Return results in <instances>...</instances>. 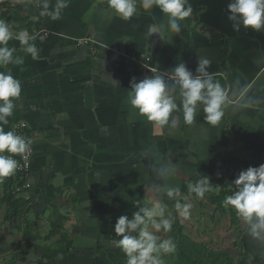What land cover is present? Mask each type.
Returning <instances> with one entry per match:
<instances>
[{
	"label": "crops",
	"instance_id": "obj_1",
	"mask_svg": "<svg viewBox=\"0 0 264 264\" xmlns=\"http://www.w3.org/2000/svg\"><path fill=\"white\" fill-rule=\"evenodd\" d=\"M228 2L189 0L193 10L180 22L181 32L165 28L161 39L154 29L166 24V17L156 7L140 8L138 15L125 21L106 10L107 0H70L61 19L53 21L39 15L33 0H0V19L13 25V31L26 29L44 37L34 41L38 60L26 55L18 41H9L24 64L7 66L21 81L22 92L5 131L25 121L34 150L30 187L21 193L27 209L9 222L1 215L0 264H5L6 254L14 264H115L114 222L123 215V199L142 206L162 199L168 218L174 220L165 238L173 240L181 226L185 230L198 220L196 211L204 218L206 203L211 210L208 218L220 215L221 222L220 211L189 194L188 184L207 178L211 184L222 180L229 189L246 167L228 160L223 178L217 176L218 160L227 146L237 160L259 163L264 158V31L233 30ZM85 37L90 41L79 45L77 41ZM225 43L230 84L221 65ZM133 54L164 72L179 63L195 72L199 57L209 58L208 70L237 106L226 109L216 127L207 124L201 113L192 125H185L181 114L176 128L154 130L127 102L130 81L142 72L129 58ZM169 163L175 172L161 179L154 169ZM163 183L178 186L177 199L193 205L189 219L179 217L175 201L161 197L158 189ZM32 221L44 247L61 236L67 238L62 245L67 255L45 261L43 250L27 245L17 225L23 222V230ZM238 234L236 253L230 251L237 264H264V241L252 238L247 226L240 241ZM234 245L229 247L235 249ZM241 251L250 260L239 258Z\"/></svg>",
	"mask_w": 264,
	"mask_h": 264
},
{
	"label": "clouds",
	"instance_id": "obj_2",
	"mask_svg": "<svg viewBox=\"0 0 264 264\" xmlns=\"http://www.w3.org/2000/svg\"><path fill=\"white\" fill-rule=\"evenodd\" d=\"M70 0H33L41 17L53 21L61 19ZM156 7L166 17V24L158 25L155 31L163 38L165 28L171 33L179 34L181 21L192 13L189 0H107L106 10L122 20H130L139 14L140 8L150 11ZM227 18L232 28L239 31L242 27L254 31H264V0H229ZM43 40V35L30 34L26 29L13 31V25L0 19V182L18 170V161L13 157L30 151L33 139L23 137L16 132L5 131L9 117L16 108L15 101L21 96V81L15 78L8 65L22 66L24 57L14 55L17 48L9 46V41L16 40L21 50L38 60L39 49L34 41ZM211 61L199 57L195 72L184 63L177 64L170 71L161 74L152 68L153 75L145 76L139 81L135 77L130 81L127 102L136 114L152 124L154 130L174 129L182 120L185 125H192L198 114L203 113V120L218 126L226 114V109L236 107L230 100L228 91L208 69ZM7 153V154H5ZM161 179L172 176L174 166L161 165L154 169ZM188 193L203 200L213 191L209 179H199L188 184ZM161 197L175 201L173 207L179 217L187 220L191 216L192 204L181 203L178 186L163 183L158 189ZM230 194L223 200V206L235 210L238 218L247 225L248 234L259 241H264V163L240 170L229 185ZM132 212L131 217L120 215L114 224L115 246L125 256V264H165L164 257L176 252V244L171 237L164 238L158 233H170L173 219L168 218V205L158 199L151 206H140ZM151 229V230H149ZM57 259H62L58 254Z\"/></svg>",
	"mask_w": 264,
	"mask_h": 264
},
{
	"label": "trees",
	"instance_id": "obj_3",
	"mask_svg": "<svg viewBox=\"0 0 264 264\" xmlns=\"http://www.w3.org/2000/svg\"><path fill=\"white\" fill-rule=\"evenodd\" d=\"M227 51L228 44L225 43V47L223 48L221 53V65L226 74L228 84H230L231 79L229 77V71L227 69L228 67L226 64ZM132 63L137 65L134 62ZM228 160L244 164L246 168L249 166H259L260 164L264 163V158L259 163H248L245 160H237L231 154L230 146H227L226 153L221 156L218 160V177L223 178L222 167L226 164ZM22 183L23 180L17 173L10 177L4 178L3 182H0V206H2L3 208L7 206L3 213V221L5 222L16 220L21 211L27 209V200L23 196H21V193H14L15 187L21 185ZM211 186L212 189L219 187L220 190L218 192L212 191L211 193L206 194L204 199L209 201L211 209L213 206H215L212 211L218 209L220 211V214L228 219L226 220L225 224L228 225L229 229L234 228L236 231H239L238 240L240 241V237L246 230L247 225L242 219L238 218L234 209H232L231 207L223 206L222 202L224 198L230 194L229 189L223 187L222 180L216 181L215 183L211 184ZM192 196L195 197L194 194H192ZM198 205L201 207V203H199ZM122 207L123 215H128L129 217H131L132 212L137 210V204H135L133 201H128L126 199L122 200ZM27 219L28 218H24V220ZM214 219L215 218L213 217L212 220ZM34 221L25 224L23 230L21 225L23 222H20L17 225L18 230L22 233V237L25 243L29 246L34 245L36 248L42 249L44 251L42 257L45 261L58 260V254H62V257L67 255V249L62 247V245L66 243L67 238L63 236L54 241L51 246L48 245L47 247H44L34 244V242L37 241V237L35 236L32 229L33 227H35ZM197 236L198 238H193L188 232H185L184 228L181 226V229L177 233V237L173 240L176 244V252L173 254L166 255L164 257L165 262H167V264H237V259H235V256L230 253V251L232 250L229 246H226V248L222 249H215L213 247L208 246V244L205 243L204 240L201 238L200 234H198ZM115 239H117V237H115V233L113 231L114 242ZM97 246L98 249L101 248L100 245L97 244ZM238 246L240 247V242ZM112 254L116 259L115 264H125L126 258L124 254L120 251V249H118L116 246L112 249ZM243 256L250 260V256L245 252L241 251L239 253V258H242Z\"/></svg>",
	"mask_w": 264,
	"mask_h": 264
},
{
	"label": "rangeland",
	"instance_id": "obj_4",
	"mask_svg": "<svg viewBox=\"0 0 264 264\" xmlns=\"http://www.w3.org/2000/svg\"><path fill=\"white\" fill-rule=\"evenodd\" d=\"M218 191V190H217ZM208 203H206V205L204 206V218L199 217V211H196L195 217H198V220L194 219L192 220L191 225L189 224L187 226L186 232H189V234L193 237V238H198L197 233H199L201 235V238L204 240L205 243L208 244V246L213 247L215 249H222L223 246H229L230 245H234L236 239V234L237 231L235 232L234 228H232L231 230L228 228V225L225 224L224 221L228 220L226 217H220V221H218V217L220 215L217 216V218H215V220H210V218H208V212L210 213L211 210H209V208L207 207ZM4 208L2 206H0V220H1V215L3 214ZM211 214V213H210ZM229 230V231H228ZM169 234V233H167ZM158 235H161L162 237L165 238L166 234L164 233H158ZM206 237V238H205ZM214 237L216 239H214ZM226 237V239H225ZM221 238V239H220ZM218 240H222V244H220V242ZM40 239H38L36 241V245L42 246ZM236 246L234 245L233 248H235ZM36 248V247H35ZM40 249V248H38ZM45 249V248H43ZM42 250V249H40ZM233 250L232 252L235 254L236 253V248L235 249H231ZM236 259V256H235ZM3 261L5 264H14L15 260H11L10 256L8 254L3 256ZM165 264H167V262H165Z\"/></svg>",
	"mask_w": 264,
	"mask_h": 264
},
{
	"label": "built area",
	"instance_id": "obj_5",
	"mask_svg": "<svg viewBox=\"0 0 264 264\" xmlns=\"http://www.w3.org/2000/svg\"><path fill=\"white\" fill-rule=\"evenodd\" d=\"M90 41L89 37H85L82 39H79L77 43L79 45H83ZM134 63H136L139 68L141 69V73L139 77L137 78V81L140 79H143L145 76H151L153 73L151 72V69L154 68L150 65L149 62L144 61L143 59H139L134 54L129 57ZM161 74L165 73L164 71L157 70ZM27 123L25 121H17L12 126V131L16 132L17 134L23 136V137H29L27 135ZM34 146L32 144L30 151L23 155H16L13 158L18 161V170L16 171L17 174L20 175L21 179L23 180V183L21 185H18L14 189V193H22L23 191H26L30 187V181H29V175L31 172V165H32V155H33ZM7 154V153H5Z\"/></svg>",
	"mask_w": 264,
	"mask_h": 264
}]
</instances>
